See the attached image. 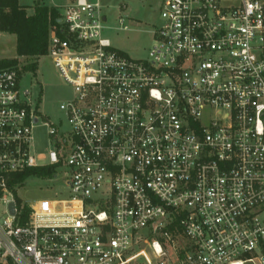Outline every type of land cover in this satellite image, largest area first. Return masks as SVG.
I'll return each mask as SVG.
<instances>
[{"label":"built area","instance_id":"2783aa9c","mask_svg":"<svg viewBox=\"0 0 264 264\" xmlns=\"http://www.w3.org/2000/svg\"><path fill=\"white\" fill-rule=\"evenodd\" d=\"M107 10L71 0L50 30L75 99L67 133L44 124L47 154L19 71L0 70V264H129L141 243L143 264H264V0H160L143 60L102 36ZM47 167L67 197L18 200L14 176Z\"/></svg>","mask_w":264,"mask_h":264},{"label":"rangeland","instance_id":"374dc122","mask_svg":"<svg viewBox=\"0 0 264 264\" xmlns=\"http://www.w3.org/2000/svg\"><path fill=\"white\" fill-rule=\"evenodd\" d=\"M71 0H42L41 4L55 8L62 16L64 9ZM108 10L105 12V29L102 36L109 41L115 51H119L131 59L143 60L147 57L152 45L151 31L159 25L160 0H103ZM36 0H18V4L26 9L27 14L34 12ZM122 6L125 9H122ZM124 19L128 30H119V19ZM15 36L0 32V60L15 59ZM18 61V89L28 91L29 99L39 117V124L32 130V147L35 154L45 155L51 149L47 128L44 124L55 127L60 133H67L69 127L60 105L75 99L73 89L65 84L58 76L49 56L45 55L37 60L35 71H21L27 64L26 60ZM65 167L57 168V178L37 179L27 178L20 189L14 194L18 200L25 204H35L39 200L53 199L55 193L61 198L67 197ZM136 241L140 239L145 243L149 240L148 230H141L135 235ZM137 258L129 264H143L144 256L155 262L146 244L133 246Z\"/></svg>","mask_w":264,"mask_h":264},{"label":"trees","instance_id":"16d2710c","mask_svg":"<svg viewBox=\"0 0 264 264\" xmlns=\"http://www.w3.org/2000/svg\"><path fill=\"white\" fill-rule=\"evenodd\" d=\"M36 0L33 14L29 15L26 9L18 4V0H0V32L15 36V59L0 60V70L15 68L18 70L17 59L27 61L21 71H35L38 58L47 55L50 30L58 26L60 15L53 7L41 4ZM20 73V72H19ZM52 168L29 169L15 175L10 185L22 184L27 178L37 176L50 178Z\"/></svg>","mask_w":264,"mask_h":264},{"label":"water","instance_id":"95a60500","mask_svg":"<svg viewBox=\"0 0 264 264\" xmlns=\"http://www.w3.org/2000/svg\"><path fill=\"white\" fill-rule=\"evenodd\" d=\"M9 209H10V213L12 214L13 213V204L12 203L9 205Z\"/></svg>","mask_w":264,"mask_h":264}]
</instances>
